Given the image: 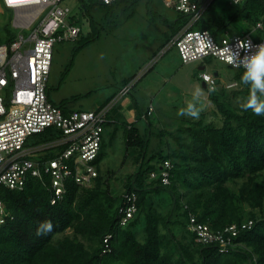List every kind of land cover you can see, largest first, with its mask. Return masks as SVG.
<instances>
[{"label": "trees", "instance_id": "trees-1", "mask_svg": "<svg viewBox=\"0 0 264 264\" xmlns=\"http://www.w3.org/2000/svg\"><path fill=\"white\" fill-rule=\"evenodd\" d=\"M132 1L105 5L89 0L87 4L82 1V6L90 13L97 6ZM215 1L191 29L218 35L234 25L248 32L257 22L264 23V0H243L237 6L228 1L217 13L206 16ZM190 20L189 15L177 13L168 41L153 58ZM95 38L93 35L86 43ZM15 39L8 36L6 43ZM237 72V90L219 89L217 82V91L209 94L220 115L217 123L201 118L171 132L159 131V142L153 146L152 122L147 115L144 127L126 125V149L137 153L133 160L136 167L119 178V190L111 189L112 171L103 173L100 165L105 155V130L95 161L99 174L91 187L67 182L66 193L55 203L48 185L34 179L22 190L0 188L8 212L6 224L0 227V264H264V116L241 109L250 89L240 83L242 71ZM136 78L124 79L118 90ZM150 146L158 151L148 157ZM166 162L170 168L165 167ZM164 170L169 172L167 185L162 182ZM163 190L171 200L166 212L153 199ZM126 196L136 198V212L123 225L125 215L119 210ZM141 215L144 227L137 231ZM191 217L214 231L236 225L239 234L233 238L234 247L220 252L214 244L198 243L189 230ZM45 220L52 221L53 231L37 237V227ZM249 221H253L252 227L242 229ZM139 233L144 235L142 241Z\"/></svg>", "mask_w": 264, "mask_h": 264}, {"label": "built area", "instance_id": "built-area-1", "mask_svg": "<svg viewBox=\"0 0 264 264\" xmlns=\"http://www.w3.org/2000/svg\"><path fill=\"white\" fill-rule=\"evenodd\" d=\"M6 9L14 11V26L27 30V36L18 35L8 44H0V188L22 190L30 179L42 182L53 192L52 203L66 193V183L91 187L98 177L95 161L101 149L107 115L117 98L130 93L133 84L118 91L107 106L92 111H65L52 103L48 95L53 50L57 43L76 41L81 33L63 0H1ZM110 5L116 0H93ZM214 0H169L173 9L191 17L190 22L176 34L163 50L175 47L184 64L200 62L198 78L210 76L207 59H216L229 67L244 71L242 67L228 64L222 56L225 48L239 51L241 57L247 48L237 49L239 42L249 43L252 51L264 44V23L257 22L248 32L230 34L229 30L213 35L206 30H193ZM243 0H233L239 4ZM210 40L211 45H209ZM165 52V51H163ZM206 84V83H205ZM207 87V84H206ZM229 90L239 87V82L225 85ZM10 96H8V91ZM48 134L52 139L31 142L36 135ZM166 168H170L168 162ZM163 184H169V172H162ZM136 198L126 196L120 214L125 215V225L136 212ZM8 212L0 194V227L6 224ZM189 230L203 245L214 244L220 252L234 247L233 238L239 230L232 225L223 231H214L206 223L190 218ZM253 221L242 225L250 229Z\"/></svg>", "mask_w": 264, "mask_h": 264}, {"label": "rangeland", "instance_id": "rangeland-1", "mask_svg": "<svg viewBox=\"0 0 264 264\" xmlns=\"http://www.w3.org/2000/svg\"><path fill=\"white\" fill-rule=\"evenodd\" d=\"M82 1L86 4L89 2V0L62 1V5L70 9L74 21L82 29V32L76 41L57 43L54 47L48 82L50 101L65 111L96 110L117 91L124 79L133 75L140 76L136 89L144 86L147 90V87L150 86L153 92H157L161 88L159 85L162 75L169 69L170 58L174 62L180 60L177 49L169 47L167 51V48L163 50L165 51L163 53L167 55L161 59L158 58L159 62L152 71L149 72L147 68L155 61L152 60L153 55L168 41L172 29L170 24L177 17L178 12L173 9L169 0H135L112 7L97 6L90 13L83 8ZM228 1L237 6L233 0H216L206 16L217 13L227 5ZM91 19L94 23L92 25H90ZM229 31L231 35L245 33L235 25L229 27ZM28 33L27 30L14 26V11L6 9L0 0V44L6 43L8 36L17 37L21 34L27 36ZM93 35L96 38L86 43ZM206 63V70L210 74L214 76L215 72H218L216 78L219 89L238 80L236 79L238 72L221 61L209 59ZM199 66L200 62L197 61L191 63L189 67H184L185 72L188 71L191 81L176 75L169 87L177 89L174 87L177 83L178 87L186 89L187 92L192 91L196 85L202 87V81L198 79ZM202 88L206 95L201 98L199 106L203 110L199 119L204 118L205 121L211 120V122L217 123L220 115L217 116L215 106L208 101L207 89ZM7 91L10 96L9 90ZM152 99V97L147 98L145 102H142V106L147 107ZM191 100V94L173 98L172 101L167 100L162 110H157L154 116L149 115L152 122L151 130L154 134L151 141L152 146L159 142L157 137L159 131L171 132L180 125L184 126L190 124L191 121H197V119L177 115L178 110L185 107ZM153 102L155 106L159 103L154 100ZM173 106L177 108H173ZM137 126L140 127V124ZM117 127L119 132L116 134L114 124L105 126V155L100 164L103 173L112 171L111 189L113 191L122 187V180L119 178L122 179L123 175L134 172L136 166L133 160L137 155L135 151L126 149L123 137L125 126L118 124ZM52 138L48 134L34 136L30 138V143H40L41 139L50 140ZM152 146L149 148L148 157L158 151L154 150ZM160 193L153 199L156 202L155 205L159 206L162 212H166L169 209V203H171L170 194L164 190ZM140 217L142 222L140 221L136 225L137 231H141L144 227V215ZM176 228L180 233V228ZM66 233L71 234V231ZM138 238L142 241L143 233H139Z\"/></svg>", "mask_w": 264, "mask_h": 264}, {"label": "clouds", "instance_id": "clouds-1", "mask_svg": "<svg viewBox=\"0 0 264 264\" xmlns=\"http://www.w3.org/2000/svg\"><path fill=\"white\" fill-rule=\"evenodd\" d=\"M208 43L211 45L210 40H208ZM236 47L238 50L246 47L247 51L241 57L239 51L234 52L228 47L224 49L222 59L228 64L244 69L241 74L240 83L249 87L250 94L247 100L240 104V107L243 111L250 110L257 116H264V44L256 46L255 51H252V46L249 43L245 45L239 42ZM203 80L207 84V94L217 91L215 82L210 76L205 75ZM205 95L204 89L200 85H196L192 93V100L189 101L185 107L180 108L177 115L198 120L203 110L199 105L201 103V98ZM53 228L54 225L52 221L45 220L38 225L36 236H45L51 233Z\"/></svg>", "mask_w": 264, "mask_h": 264}, {"label": "crops", "instance_id": "crops-1", "mask_svg": "<svg viewBox=\"0 0 264 264\" xmlns=\"http://www.w3.org/2000/svg\"><path fill=\"white\" fill-rule=\"evenodd\" d=\"M171 51V50H170ZM161 51H159V53L152 59L155 60L154 62H150L151 64H149V66H147L149 72L152 71L154 69V67L156 66V64L159 62V57L160 59L165 57L167 54L166 53H160ZM158 59V60H157ZM157 60V61H156ZM155 64V65H153ZM189 64H184L181 59L178 60L177 62H174L173 59L170 58L169 63H168V71L171 72H164V75H162V79L160 81V85L161 88L157 91V92H153L149 87H147L148 89L145 90L144 86L136 89V87L138 86V82L140 80V76L137 77L135 79L134 85L131 88V93H129L126 96L123 97H119L116 99V101L114 102V105L111 107V109L109 110V118L108 119V125L109 123H112L115 125V128H118L117 125L121 124L122 126H130L132 123H136V125L140 124V127H144V118L145 115H147L149 117V115L154 116V114H156L157 110H162V108H164L165 106V102L167 100L172 101L173 98H177L179 96L182 95H188L191 94L192 95V91H186V89H183L181 87H178L177 83L174 85V87H176L177 89H173V87H169L171 86V81L172 79L178 75L179 77L181 76L182 78H185L186 80H189V76H188V71L187 73L184 70V67L190 65ZM203 66H199L198 70H200V68ZM146 68V69H147ZM145 69V70H146ZM171 73H173L174 75H170ZM183 73V74H181ZM217 73V72H215ZM188 76V78H187ZM191 81V80H189ZM171 84V85H170ZM137 85V86H136ZM202 87L206 88V86H203V82H202ZM119 90L117 89L116 92H118ZM116 92H114L112 95H114ZM111 95V96H112ZM110 96V97H111ZM108 97L105 102L110 98ZM152 97V101L149 102V105L147 107L142 106V102H145L147 98ZM208 98H209V94H208ZM154 101H158L159 103L155 106ZM209 101V99H208ZM103 102L101 105H99L97 107L100 108L102 107V105L105 103ZM112 102V101H111ZM110 102V103H111ZM109 103V104H110ZM107 106V105H106ZM176 106H173V108ZM177 108V107H176ZM156 116V115H155ZM155 118V117H154ZM119 122V123H117ZM124 137V136H123Z\"/></svg>", "mask_w": 264, "mask_h": 264}, {"label": "water", "instance_id": "water-1", "mask_svg": "<svg viewBox=\"0 0 264 264\" xmlns=\"http://www.w3.org/2000/svg\"><path fill=\"white\" fill-rule=\"evenodd\" d=\"M204 67H201L200 70H204ZM214 76H217V73L214 74ZM203 86H205V83H203Z\"/></svg>", "mask_w": 264, "mask_h": 264}]
</instances>
